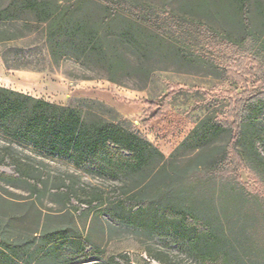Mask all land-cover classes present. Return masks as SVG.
Segmentation results:
<instances>
[{
  "label": "rangeland",
  "instance_id": "1",
  "mask_svg": "<svg viewBox=\"0 0 264 264\" xmlns=\"http://www.w3.org/2000/svg\"><path fill=\"white\" fill-rule=\"evenodd\" d=\"M233 1L132 0L157 10L162 26L160 30L150 27L137 32L139 43H143L141 49L123 45L121 38L111 35V45L122 53L117 56L121 64L110 70L106 62L95 57L69 56L54 65L42 26L38 25L33 26L35 33L24 39L0 43L1 86L28 90L39 99L48 98L61 106L91 108L108 120L137 130L159 149L165 161H170L164 173L153 179L145 191L124 195L133 182L120 187L100 173L76 168L66 157L35 151L32 142L14 144V154L23 157L32 168L26 179L14 182L0 175V236L25 240L43 232H61L68 237L56 247L59 252L46 256L40 253L32 264H66L54 257L63 258L75 249L93 251L92 257L76 264H106L113 257L124 264H160L157 258L168 264H201L183 245L126 224L127 214L124 223L117 222L106 211V205L88 208L83 201H94L93 207L101 201L124 202L127 211L149 199L163 203L176 171L179 175L190 174L203 162L197 153L182 152L171 163V155L195 125L210 113H222L232 95L245 87L264 91V80L244 75L237 66L248 46L239 9ZM249 7L254 32L264 38V0H249ZM86 14L95 22L102 19L94 8ZM125 26L121 20L109 30L118 34ZM4 61L18 69L8 70ZM249 63L244 61L243 65L249 67ZM173 87L178 88L166 101L167 111L146 124L148 107L144 103L161 104ZM106 94L111 102L97 98ZM249 133L252 135L251 130ZM228 141L225 136L215 146H225ZM241 145L239 142L237 146L242 150ZM5 146L8 140L0 133V171L12 175L14 169L3 151ZM258 148L264 158V142ZM257 167L256 173L246 169L239 175L243 190L259 212L264 211V165ZM221 177L224 178L215 182L216 193L226 196L231 187L229 176ZM212 187L214 183L211 190ZM96 188L99 191H94ZM239 204L238 210L242 207Z\"/></svg>",
  "mask_w": 264,
  "mask_h": 264
},
{
  "label": "trees",
  "instance_id": "2",
  "mask_svg": "<svg viewBox=\"0 0 264 264\" xmlns=\"http://www.w3.org/2000/svg\"><path fill=\"white\" fill-rule=\"evenodd\" d=\"M1 1L0 43L24 39L35 33L33 26H42L54 65L69 56L95 57L106 62L107 69H113L121 64L117 56L122 52L111 45L114 41L110 37L118 36L123 45L141 49L143 43H139L137 32L150 27L160 30L162 26L157 10L132 0H9L6 4ZM233 2L239 9L245 46H248L237 66L244 75L264 80V38L257 36L252 27L249 0ZM90 8L102 16L99 22L87 18ZM121 20L126 26L118 34L111 33L109 29ZM244 61L250 62L249 67L243 65ZM4 62L8 70L18 69ZM177 88L173 87L161 99V104L144 103L148 107L146 124L167 111L166 101ZM0 133L8 140L3 151L14 169L12 175L1 171L0 175L11 182L26 179L31 167L23 157L14 154L13 145L25 142H32L33 149L42 154L70 159L78 169L100 173L120 187L133 182L124 195L145 191L170 163L137 130L108 120L91 108L61 106L2 87ZM225 136L229 137L228 143L215 146ZM239 142L242 150L237 146ZM260 142H264V91L245 87L241 93L232 95L222 113L213 112L201 119L175 149L171 163L182 152L197 153L203 162L190 174L179 175L176 171L163 203L149 199L128 211L124 202L101 201L96 207H93L94 201H83V204L95 209L106 205V211L115 221L129 220L126 224L183 245L201 264H264V211L255 209L239 175L242 170L255 172L258 165H264L258 148ZM223 174L229 176L231 184L226 196L223 192L216 193L215 182L224 178ZM211 183L215 186L212 190ZM238 204L242 206L240 210ZM66 240L68 237L61 232H43L25 240L1 235L0 264H32L40 253L55 255L59 252L56 247ZM92 254L93 251L75 249L63 258H54L76 264ZM156 260L168 264L159 258ZM106 264L124 263L113 257Z\"/></svg>",
  "mask_w": 264,
  "mask_h": 264
},
{
  "label": "crops",
  "instance_id": "3",
  "mask_svg": "<svg viewBox=\"0 0 264 264\" xmlns=\"http://www.w3.org/2000/svg\"><path fill=\"white\" fill-rule=\"evenodd\" d=\"M0 87L9 89V90H12V91H15V92H19V93H22V94H25V95H29V96H32L34 98L39 99L38 97H36L35 95H33L31 91H28V90H18V89L4 87V86H1V85H0ZM97 98L100 99V100H104L105 102H111L112 101V98L108 94H106V95H99ZM44 100L47 101V102H52L48 98H46Z\"/></svg>",
  "mask_w": 264,
  "mask_h": 264
}]
</instances>
